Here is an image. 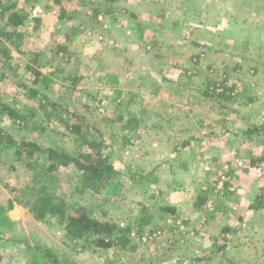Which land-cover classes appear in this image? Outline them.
I'll return each mask as SVG.
<instances>
[{
  "label": "rangeland",
  "instance_id": "rangeland-1",
  "mask_svg": "<svg viewBox=\"0 0 264 264\" xmlns=\"http://www.w3.org/2000/svg\"><path fill=\"white\" fill-rule=\"evenodd\" d=\"M19 8L29 19L16 32L0 15V40L20 66L0 81V98L28 125L0 115V126L71 156L85 148L55 111L44 114L42 90L32 99L21 88L31 83L24 66L39 67L51 102L97 124L103 154L124 174L112 193L79 194L77 168H61L60 189L97 219L131 226L135 237L131 251L81 249L56 220L37 222L13 203L0 225L2 264H52L45 248L66 264H264V135L247 133L264 124V0H19ZM183 71L188 85L168 78ZM165 76V93L149 96ZM163 101L175 104V117L153 114ZM125 109L144 120L136 133L117 120ZM4 160L0 205L8 207L31 174L11 155ZM142 205L154 219L137 234Z\"/></svg>",
  "mask_w": 264,
  "mask_h": 264
},
{
  "label": "trees",
  "instance_id": "trees-1",
  "mask_svg": "<svg viewBox=\"0 0 264 264\" xmlns=\"http://www.w3.org/2000/svg\"><path fill=\"white\" fill-rule=\"evenodd\" d=\"M0 15L6 16L7 24L13 32H16L29 19L28 11L19 8V0H0ZM19 68L11 48L3 40H0V81L15 76ZM24 69L30 73L31 83L27 81L21 88L28 90L32 99H37L40 95L39 91L42 90L43 93L38 99L44 114L52 117L53 111H55L56 119L71 131L77 138L78 144L84 145L85 148H81L76 156H71L64 150L45 145L39 140H17L7 128L0 126V166L6 162L4 159L11 155L15 160L14 163L21 162L31 174L30 182L19 190L21 198L11 200L8 207L0 205V225L3 213L11 210L13 203H17L26 208L37 222L56 220L71 241L81 249L97 247L104 250L131 251L135 237L131 226L120 225L108 219H97L89 206L70 200L69 193L60 189V169L71 166L77 168L79 173L78 186L75 188L79 194H84L87 191L101 195L108 194L116 190L118 184L121 185L119 182L124 174L117 171L109 162L108 156L103 154V150L107 147L103 133L97 124L90 123L84 116L70 112L69 109L63 108L64 106L57 102H51L47 96L51 82L46 79V76H43L39 67L26 64ZM82 80L83 77L77 76L74 77L73 83L77 84ZM222 86L219 87L223 88ZM224 93L223 89L217 96L220 97ZM126 113L127 117L122 113L117 120L124 122L123 131L130 134L136 133L142 127L144 120L143 118L139 119L135 112L128 110ZM0 115L9 118L13 124L28 125L26 116L1 98ZM256 131L264 135V124L247 133ZM123 139V144L131 142L130 139ZM187 145L188 142L185 141L183 146ZM252 164L256 165V161H252ZM12 169L14 167H11ZM144 177V175L139 177L132 175V179L136 182ZM206 192L207 194L198 196L197 207L205 205L208 199V190ZM260 198H257V201L251 205L255 211L260 210L263 205ZM160 209L165 213H176L172 207L164 206ZM153 219V212L149 207L142 205L141 214L135 222L136 233H142L152 224ZM37 247L39 248V246ZM44 252L50 263L66 264L67 260H60L48 248H45ZM0 264H2L1 257Z\"/></svg>",
  "mask_w": 264,
  "mask_h": 264
},
{
  "label": "crops",
  "instance_id": "crops-1",
  "mask_svg": "<svg viewBox=\"0 0 264 264\" xmlns=\"http://www.w3.org/2000/svg\"><path fill=\"white\" fill-rule=\"evenodd\" d=\"M166 75V74H165ZM182 75H184V76H187V74H186V71H183L181 74H172L171 72H170V75L168 76V78H170V79H174L176 82H178L180 85H182V86H185V85H188L187 84V81L185 82V81H182L180 78H181V76ZM112 76H116V74L115 75H112ZM149 77V76H148ZM119 80V77L117 76L116 78H115V80ZM162 81V86H160L159 84H157V83H155L153 86H154V88L153 89H150V91H149V96H154V98H160L161 97V94H163V93H165V91L167 90L166 89V86H164V84L166 83V82H168V80H167V78H166V76L165 77H162V78H160V82ZM175 84V83H174ZM171 86V85H170ZM171 87H173V86H171ZM174 87H177V88H179V86H174ZM188 87V86H187ZM187 87H182L181 89H186ZM138 89V88H137ZM173 89V88H172ZM161 90V91H160ZM138 91V90H137ZM134 93H135V91H134ZM138 93H139V91H138ZM160 94V95H159ZM132 96H134L135 98L138 96L137 94H132ZM138 104H140V105H142L141 107H140V109H142V111H144V112H146V113H148L147 111H145L144 109L146 108H149V109H153V110H155L153 107L151 108V106L149 105V106H145L146 104H141V103H139L138 102ZM129 106H130V103H129ZM134 106V105H133ZM132 106V107H133ZM144 108V109H143ZM159 110H162V111H166V112H163L162 113V111H159V112H155L154 111V113L153 114H155L157 117H158V119H160V120H162L163 119V117L165 116V114H168V115H170L171 117H175V115H176V107H175V104H173V103H170V102H162V104L160 105V108H159ZM150 114H152V113H150ZM137 115H138V117L141 115V114H139V113H137ZM171 117H170V119H171ZM140 119H141V117H139ZM154 126L156 125V124H153ZM160 124H158V126H159Z\"/></svg>",
  "mask_w": 264,
  "mask_h": 264
}]
</instances>
